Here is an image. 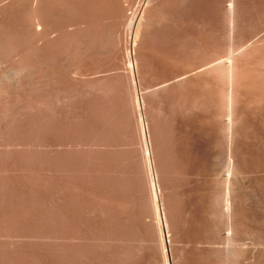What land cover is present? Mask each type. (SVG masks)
I'll return each instance as SVG.
<instances>
[{
    "label": "rangeland",
    "instance_id": "1",
    "mask_svg": "<svg viewBox=\"0 0 264 264\" xmlns=\"http://www.w3.org/2000/svg\"><path fill=\"white\" fill-rule=\"evenodd\" d=\"M138 3L0 0V264H264V0L233 78L224 12L190 38L185 1L158 7L141 47Z\"/></svg>",
    "mask_w": 264,
    "mask_h": 264
},
{
    "label": "bare ground",
    "instance_id": "2",
    "mask_svg": "<svg viewBox=\"0 0 264 264\" xmlns=\"http://www.w3.org/2000/svg\"><path fill=\"white\" fill-rule=\"evenodd\" d=\"M176 2V3H178V4H180L181 2H183V1H185L186 2V6L183 8V9H180V12H181V15L184 17V19H185V21H186V29H185V31H184V33H185V35H187V36H189L190 38H195V37H197V36H199V32H198V30H197V28H195V24H197L196 22H203L204 24H206L207 25V27L211 30V32H212V34L217 38V35H218V33H219V31L221 30V25H220V20H219V15H220V13L221 12H224L225 13V15H226V18H227V22H226V24H225V26L223 27V33H224V36H225V38L228 40V42H229V44H230V55L228 56V58H227V60H225L226 62H225V72L230 76V78L233 76V66H234V61H233V55H234V48H235V44H236V31H235V28L236 27H239V26H241V25H245L246 23H247V18H246V16L245 15H243V10H242V7L244 6V4H246L247 3V1L248 0H139V5H138V7L136 8V12H135V16H134V21H133V24H134V26H135V44L136 45H138V46H141V47H143V46H145L146 44L148 45V44H157V45H160L161 46V44H162V42H161V40H159V38L156 36V34H157V31H156V29H155V27H154V24H153V15H154V13H155V10L158 8V7H163V6H165V5H167L168 3H171V2ZM147 2V3H146ZM146 3V4H145ZM145 5V6H144ZM145 25H147V27L148 28H145ZM79 38H81V36H79ZM229 46V45H228ZM192 47L193 46H190V48L192 49ZM151 60V59H150ZM182 61V60H181ZM131 62V61H130ZM195 62V61H194ZM160 63V62H159ZM210 63H211V61H210ZM210 63H208V64H210ZM213 63V62H212ZM211 63V64H212ZM162 64V63H161ZM192 64H193V62H192ZM165 65V64H164ZM195 68V67H194ZM236 68V67H235ZM120 69V68H119ZM182 69V68H181ZM131 70L132 71H134V65L131 67ZM131 71V72H132ZM139 71V70H138ZM154 71V70H153ZM236 75V74H235ZM136 76V75H135ZM138 77V76H137ZM229 78V77H228ZM233 78V77H232ZM235 79V78H234ZM16 86H15V91L17 92V94H18V101H17V103H16V109L17 110H19L20 112L22 111V109H23V105H24V100H23V96H22V92H23V85L25 84H23L22 82H20V81H16ZM101 84V83H100ZM117 86V85H116ZM6 88H11V86L9 85V84H7L6 86H5ZM230 89H232L231 87H230ZM119 93V92H118ZM186 93H191V92H186ZM197 93V92H196ZM200 93V92H199ZM234 93V92H233ZM183 95V94H182ZM191 95V94H190ZM196 95L197 94H195V96L194 97H196ZM229 95V94H228ZM185 96H186V94H185ZM189 95H187V97H188ZM201 96V95H200ZM125 97V96H124ZM177 97V96H176ZM194 97H193V99H194ZM199 97V96H198ZM232 97H233V95H232V93H230V96H229V100L227 99V101H229V104H227L228 106V118H226V119H228V127L230 128V130L232 129V127H233V125H235L233 122H234V112H233V109H235V108H233V104H232V102H234V101H232L233 99H232ZM190 98V97H189ZM191 98H192V96H191ZM190 98V99H191ZM185 99V98H184ZM196 99V98H195ZM198 99V98H197ZM166 100V99H165ZM174 100V99H173ZM140 101V100H139ZM170 101V100H169ZM189 101V100H188ZM198 101V100H197ZM204 101V100H203ZM97 102V101H96ZM137 102V101H136ZM175 102H176V100H175ZM182 103V102H181ZM189 103V102H188ZM191 103H192V101H191ZM208 103V102H207ZM197 104V103H196ZM199 104V103H198ZM163 105V104H162ZM183 105V104H182ZM191 105V104H190ZM200 105V104H199ZM203 105V104H202ZM170 107H171V104L169 105ZM185 106H186V104H185ZM189 106V105H188ZM187 106V107H188ZM196 106V105H195ZM208 106H209V104H208ZM89 107V106H88ZM159 107V106H158ZM157 107V108H158ZM176 107H178V105H176ZM183 107V106H182ZM186 107V108H187ZM197 107V106H196ZM201 107V106H200ZM199 107V108H200ZM203 107V106H202ZM201 107V108H202ZM205 107V106H204ZM207 107V106H206ZM127 108V107H126ZM163 108V107H162ZM191 108V107H190ZM192 108H194V107H192ZM199 108H197V109H199ZM160 109V108H159ZM177 109V108H176ZM182 109H184V108H182ZM93 110V109H92ZM113 110V109H112ZM163 110V109H162ZM185 110V109H184ZM183 110V111H184ZM187 110H189V107H188V109ZM186 110V111H187ZM194 110V109H193ZM170 111V110H169ZM168 111V112H169ZM166 112V111H165ZM185 112V111H184ZM195 112V111H194ZM164 113V112H163ZM167 113V112H166ZM182 113V112H181ZM192 113V112H191ZM111 114H112V112H111ZM118 114V113H117ZM170 114H172V112H170ZM235 114H236V112H235ZM120 115V114H119ZM128 115V114H127ZM160 115V114H159ZM166 115V114H165ZM176 115V114H175ZM185 115V114H184ZM187 115V114H186ZM189 115V114H188ZM112 116H114V115H112ZM117 116V115H116ZM125 116V115H124ZM167 116V115H166ZM179 116H181V114H179ZM195 116V115H194ZM194 116H192V117H194ZM123 117V116H122ZM162 117H163V115H162ZM171 117V116H170ZM173 117H174V115H173ZM189 117V116H188ZM187 117V118H188ZM191 117V116H190ZM196 117H198V116H196ZM125 118V117H124ZM157 118H159V117H156V119ZM169 118V117H168ZM175 118V117H174ZM183 118V117H182ZM186 118V117H185ZM120 119H121V116H120ZM180 119V118H179ZM225 119V120H226ZM158 120V119H157ZM157 120H156V122H157ZM163 120H164V118H163ZM168 119H166L165 121H167ZM171 120H173V118L171 117ZM182 120H184V118L182 119ZM188 120H191V119H189L188 118ZM195 120V119H194ZM121 121V120H120ZM196 121V120H195ZM176 122V121H175ZM179 122H181V121H179ZM189 122V121H188ZM193 122V121H192ZM42 123V122H41ZM162 123H163V121H162ZM168 123V122H167ZM184 123H186V122H184ZM46 124V123H45ZM122 124V123H121ZM131 124V123H130ZM174 124V123H173ZM176 124H178V122L176 123ZM181 124V123H180ZM192 124V123H191ZM190 124V125H191ZM161 125V124H160ZM164 125H166V122H165V124ZM145 126V125H144ZM162 126V125H161ZM177 126V125H176ZM179 126V125H178ZM185 126H186V124H185ZM46 127V126H45ZM167 127V126H166ZM126 128V127H125ZM159 128V127H158ZM184 128V127H183ZM29 129V128H28ZM161 129V128H160ZM185 129H186V127H185ZM184 129V130H185ZM234 129V128H233ZM139 130V129H138ZM145 130V129H144ZM150 130V129H149ZM165 130H167V129H165ZM176 130V129H175ZM229 130V131H230ZM157 131V130H156ZM160 131V130H159ZM168 131V130H167ZM181 131V130H180ZM231 131H233V130H231ZM45 132V131H44ZM144 132V131H143ZM140 133V132H139ZM149 133V132H148ZM154 133H156V132H154ZM161 133V132H160ZM159 133V134H160ZM189 133V132H188ZM233 133V132H232ZM231 133V134H232ZM145 134V133H144ZM147 134V133H146ZM184 135H185V133H183ZM135 135V134H134ZM137 135V134H136ZM181 135V134H180ZM188 135V134H187ZM191 135V134H190ZM194 136H196V135H194ZM193 136V137H194ZM22 137V136H21ZM165 137V136H164ZM164 137H163V139H164ZM167 137V136H166ZM183 137V136H182ZM187 137V136H186ZM185 137V138H186ZM199 137V136H198ZM232 137V136H231ZM92 138V137H91ZM130 138V137H129ZM197 138V137H196ZM154 139V138H153ZM162 139V140H163ZM187 139H191V138H187ZM194 139V138H193ZM198 139H200V138H198ZM92 140H93V138H92ZM157 140V139H156ZM181 140H183V139H181ZM185 140V139H184ZM183 140V141H184ZM91 141V140H90ZM129 141V140H128ZM133 141V140H132ZM157 141H159V140H157ZM194 141V140H193ZM193 141H191V143L193 142ZM197 141V140H196ZM93 142V141H92ZM97 142V141H96ZM136 142V141H135ZM155 142V141H154ZM153 142V143H154ZM160 142V141H159ZM158 142V143H159ZM177 142V141H176ZM185 143H188L186 140L184 141ZM91 143V142H90ZM94 143V142H93ZM132 143H134V141L132 142ZM152 143V142H151ZM161 143V142H160ZM185 143H183V144H185ZM201 143V142H200ZM199 143V144H200ZM38 144V143H37ZM162 144V143H161ZM189 144V143H188ZM193 145V144H192ZM161 146H163V145H161ZM182 146V145H181ZM189 146H191V145H189ZM189 146H187V147H189ZM196 146H198V145H196ZM160 147V146H159ZM179 147V146H178ZM194 147V146H193ZM148 148V147H147ZM158 148V147H157ZM161 149H162V147H160ZM191 148V147H190ZM197 148V147H196ZM201 148V147H200ZM181 148L179 147V150H180ZM198 149V148H197ZM149 150V149H148ZM156 150H159V148L158 149H156ZM176 150H177V148H176ZM179 150H177V151H179ZM185 151H187V149L185 150ZM194 151V150H193ZM196 151V150H195ZM153 152V151H152ZM197 152V151H196ZM158 153V152H157ZM179 153V152H178ZM186 153V152H185ZM192 153V152H191ZM195 153V152H194ZM154 154H156V153H154ZM176 154V153H175ZM180 154V153H179ZM199 154V153H198ZM150 155H153V153L152 154H150L149 153V155L148 156H150ZM158 155V154H157ZM192 155V154H191ZM159 156H160V154H159ZM177 156V155H176ZM197 156V155H196ZM148 159H150V158H148ZM191 159H193V155H192V158ZM151 160V159H150ZM190 160V159H189ZM188 160V161H189ZM147 164H148V162H147ZM146 164V165H147ZM151 164V163H150ZM165 167V166H164ZM163 167V168H164ZM167 167V166H166ZM171 167V166H170ZM165 169V168H164ZM171 169V168H170ZM172 170V169H171ZM174 170V169H173ZM148 171V170H147ZM137 172H138V170H137ZM136 172V173H137ZM147 173V172H146ZM169 173V172H168ZM172 173V172H171ZM148 175V174H147ZM169 175H170V173H169ZM149 177V176H148ZM147 179V178H146ZM150 179V178H149ZM138 180V179H137ZM140 182V181H139ZM149 182V181H148ZM144 184V183H143ZM147 184V183H146ZM149 185V184H148ZM147 185V186H148ZM152 185V184H151ZM144 186H146V185H144ZM150 187H152V186H150ZM142 189V188H141ZM144 189V188H143ZM151 190V189H150ZM157 190V189H156ZM174 191V190H173ZM172 191V192H173ZM140 192V191H139ZM143 192V191H142ZM157 192V191H156ZM173 194V193H172ZM171 194V195H172ZM140 195V194H139ZM155 198H157L158 196H157V194L155 193ZM174 195H175V193H174ZM148 196H150V194L148 195ZM175 196H177V195H175ZM142 197V196H141ZM145 197H146V195H145ZM143 198V197H142ZM151 198H154V197H151ZM151 198H150V200L149 201H151ZM177 198V197H176ZM23 199V198H22ZM149 199V198H148ZM171 199H172V196H171ZM175 199V198H174ZM173 199V200H174ZM179 199V198H178ZM20 200H21V198H20ZM146 200V199H145ZM155 200H157V199H155ZM154 200V201H155ZM23 201V200H22ZM24 201H26V200H24ZM153 201V200H152ZM175 201V200H174ZM108 202V201H107ZM107 202H105V203H107ZM156 202V201H155ZM179 202V201H178ZM178 202H176L175 201V203H178ZM25 203H27V202H25ZM148 203H150V202H148ZM152 203V202H151ZM153 204H154V202H153ZM156 204H158V203H156ZM229 204V203H228ZM27 205V204H26ZM104 206H106L105 204H103ZM108 205H110L109 204V202H108ZM25 206V205H24ZM153 206H155V205H153ZM158 206V205H157ZM19 208H21V207H19ZM229 208H230V206H229ZM105 209V208H104ZM150 209V208H149ZM154 209V208H153ZM231 209V208H230ZM107 210V209H106ZM114 210V209H113ZM152 210V209H151ZM151 210H149L148 212H150ZM157 210H158V207H157ZM107 211H109V210H107ZM112 211V210H111ZM114 212V211H113ZM113 212H111V217H112V214H113ZM230 212V211H229ZM153 213H154V210H153ZM155 213H156V210H155ZM231 213V212H230ZM150 214H151V212H150ZM149 214V215H150ZM155 215V214H154ZM229 215V214H228ZM151 216V215H150ZM153 216V215H152ZM230 217V216H229ZM162 218V217H161ZM111 219V218H110ZM111 222V221H110ZM231 222V221H230ZM154 223V222H153ZM162 223V222H161ZM157 224H155V226H156ZM230 225V224H229ZM231 226V225H230ZM151 227H153L154 228V226H151ZM151 227H150V229H151ZM157 227V226H156ZM125 228V227H124ZM230 228V227H229ZM129 228H127V230H128ZM233 229V228H232ZM156 230H158L157 231V233H155V234H153L152 235V239H153V241L155 240H159V243H160V229H157L156 228ZM125 231V230H124ZM129 231V230H128ZM128 231H127V233H128ZM133 231V232H132ZM134 231L135 230H131V233H134ZM148 231V230H147ZM153 232H156L154 229L152 230ZM232 231V230H231ZM136 232V231H135ZM138 233V232H137ZM137 233H136V235H137ZM140 233L141 232H139V236H140ZM145 233H147V232H145ZM149 233H150V231H149ZM230 233V232H229ZM112 234V233H111ZM116 234V233H115ZM119 234V233H118ZM117 234V235H118ZM124 234H126V232L124 233ZM129 234V233H128ZM127 234V235H128ZM135 234V233H134ZM228 234V233H227ZM123 235V234H122ZM130 235V234H129ZM135 235V237H137ZM143 235H144V232H143ZM146 235V234H145ZM233 235V234H232ZM112 236V235H111ZM114 236V235H113ZM131 236V235H130ZM148 236H149V234H148ZM230 236V235H229ZM125 237V236H124ZM128 239H129V237L128 236H126ZM125 237V238H126ZM133 237V236H132ZM145 237V236H144ZM228 237V236H227ZM232 237V236H231ZM230 237V238H231ZM139 238V237H138ZM132 239V238H131ZM135 239V238H134ZM149 239H151V238H148L147 236H146V238H142V239H140V240H145V241H148ZM226 239H229V238H226ZM123 240H124V238H123ZM162 240V239H161ZM135 241H136V239H135ZM137 241H139V239L137 240ZM152 241V242H153ZM227 241V240H226ZM229 241V240H228ZM232 241V240H231ZM142 242V241H141ZM149 242V241H148ZM156 243H157V241H156ZM159 243H157V244H159ZM229 243H231V242H229ZM140 244V243H139ZM163 244V243H162ZM143 245H145V244H143ZM148 245V244H147ZM163 247V246H162ZM139 248H140V246H139ZM162 249V248H161ZM164 249V248H163ZM165 250V249H164ZM164 255H165V253H164ZM147 258V257H146ZM165 258V257H164ZM167 258V257H166ZM165 261H167L166 259H165ZM164 261V262H165ZM137 264V263H136ZM144 264H146V263H144ZM149 264V263H148Z\"/></svg>",
    "mask_w": 264,
    "mask_h": 264
}]
</instances>
